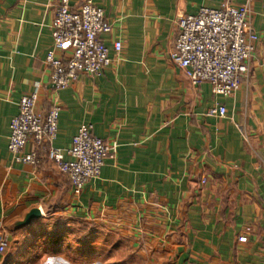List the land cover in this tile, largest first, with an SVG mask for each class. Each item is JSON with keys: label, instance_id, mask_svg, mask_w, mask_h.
<instances>
[{"label": "crops", "instance_id": "obj_1", "mask_svg": "<svg viewBox=\"0 0 264 264\" xmlns=\"http://www.w3.org/2000/svg\"><path fill=\"white\" fill-rule=\"evenodd\" d=\"M85 1L71 0L72 10ZM246 1L92 0L112 26L103 40L110 48L121 41L123 52L111 50L100 78L82 75L55 93L45 59L60 0H0V243H9L2 264L54 257L69 228L80 246L81 237L106 232L143 258L171 257L188 244L190 264H264V0H251L259 41L251 76L233 96L192 85L171 58L181 17ZM37 88L39 112L55 103L62 110L55 148L66 153L88 125L117 146L79 196L45 153L30 166L8 150L19 103ZM220 106L223 118L211 112ZM34 210L41 219L19 227Z\"/></svg>", "mask_w": 264, "mask_h": 264}, {"label": "built area", "instance_id": "obj_2", "mask_svg": "<svg viewBox=\"0 0 264 264\" xmlns=\"http://www.w3.org/2000/svg\"><path fill=\"white\" fill-rule=\"evenodd\" d=\"M252 19L251 0L239 7L224 2L217 10L202 8L195 15L181 17L171 55L173 62L192 85L209 84L215 95L233 96L251 76V62L259 41ZM50 29L52 47L45 63L50 68L49 90L55 93L70 88L82 75L100 78L113 63L111 50L117 57L123 52L121 41L113 42L110 48L103 40L112 26L92 0H86L78 11L72 10L71 0H60ZM38 100L37 88L21 99L19 113L11 121L8 150L13 162L38 166L45 153L79 196L92 180L101 176L107 157L116 154L117 146L106 145L93 135V126L88 125L78 130L66 153L55 148L61 107L55 103L48 113L39 112ZM211 112L221 118L227 114L223 106ZM28 145L32 146L30 151ZM239 242L246 243L247 238L240 237ZM8 244L4 238L0 256L6 254Z\"/></svg>", "mask_w": 264, "mask_h": 264}, {"label": "rangeland", "instance_id": "obj_3", "mask_svg": "<svg viewBox=\"0 0 264 264\" xmlns=\"http://www.w3.org/2000/svg\"><path fill=\"white\" fill-rule=\"evenodd\" d=\"M66 234L62 235V240L57 245L60 249L59 254L39 264H190L188 244L182 246L180 252L171 257L152 253L150 257L143 258L136 246L115 243V239L106 232L99 233L95 237L87 235L81 237V235L84 246L76 244V234L71 228ZM49 248L51 246L46 247V250L49 251ZM77 249L80 250L79 253Z\"/></svg>", "mask_w": 264, "mask_h": 264}, {"label": "water", "instance_id": "obj_4", "mask_svg": "<svg viewBox=\"0 0 264 264\" xmlns=\"http://www.w3.org/2000/svg\"><path fill=\"white\" fill-rule=\"evenodd\" d=\"M42 217V213L40 210H34L32 211L27 217L26 219L21 222L18 226L19 227H27L29 226L33 221H37L40 220Z\"/></svg>", "mask_w": 264, "mask_h": 264}]
</instances>
